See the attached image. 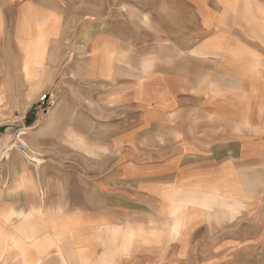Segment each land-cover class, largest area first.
<instances>
[{
  "label": "crops",
  "instance_id": "0c3cea01",
  "mask_svg": "<svg viewBox=\"0 0 264 264\" xmlns=\"http://www.w3.org/2000/svg\"><path fill=\"white\" fill-rule=\"evenodd\" d=\"M24 6L12 20L13 29L0 31V66L7 87L27 82L23 66H30L31 73L44 66L47 36L55 32L33 5ZM236 16L234 24L208 26L186 66L182 49L176 47L174 55L158 52L152 58L150 51L135 54L117 40L94 41L78 66L81 86L86 90L93 85L96 95L80 92L77 99L106 107L73 117L66 110L72 99L64 94L60 110L50 119L62 120L64 126L78 119L81 126L65 130L78 136V167L115 168L114 179L87 170L68 178L54 171L49 178L36 174L38 166L30 161L7 156L0 172V264L215 261L198 254L203 245L214 249L220 244L213 238L212 212L204 200L243 198L234 189L240 182L235 179L236 158L246 162L262 150L256 127L242 125L239 113L231 123L229 86L241 77L233 71L244 70L248 77L252 66H259L264 20L247 11ZM59 60L52 57L48 65L54 81ZM135 66L155 68L137 75ZM55 163L50 160V167ZM203 233L207 239H199Z\"/></svg>",
  "mask_w": 264,
  "mask_h": 264
},
{
  "label": "rangeland",
  "instance_id": "374dc122",
  "mask_svg": "<svg viewBox=\"0 0 264 264\" xmlns=\"http://www.w3.org/2000/svg\"><path fill=\"white\" fill-rule=\"evenodd\" d=\"M24 5H33L39 17L44 18L40 20H48L55 32L47 36L44 66H38L37 73H31L30 66H23V78L27 81L23 86L7 87L6 76L0 66V127L7 126L6 132L0 134V142L3 148H8L0 160V172L4 159L10 156L30 161L38 166L34 167L36 174L49 178L54 171L55 175L68 178L76 171L83 173L87 170L88 174L101 172L104 179H114L115 168L78 167V136L67 133L70 126H81L78 119H71L70 126H64L62 120L56 122L50 119L53 113L60 110L64 94L71 96L72 102L66 105V110L72 111L73 117H77L79 111L93 113L101 111L102 105L106 107L99 102L80 104L77 99L80 92L91 98L96 95L93 85L86 90L81 86V68L78 66L87 57L85 54L96 39H102L103 44L117 40L119 45L132 48L135 54L150 51L152 58H157L158 52L163 56L174 55L176 47L182 49L186 66L191 48L196 46L200 34L208 26L234 24L236 15L243 11L259 14L264 20V0H0V31L9 33L13 29L12 20ZM47 23L44 22V25ZM52 57L60 59L56 65L55 81L51 79L48 66ZM258 58L259 66H252L253 69L248 72L250 76L245 77L247 72L241 69L233 71L241 77L230 82V112L232 124L239 113L242 125L256 127L262 136V150L246 162L243 158L238 161L234 157L239 163L236 165L239 175L234 173L235 179L240 178V182L234 183V189L241 190L243 198L204 200V206L212 212L208 217L213 228L215 226L213 238L220 241L214 249L210 245L200 247L198 254L215 260L207 264H264V53L258 54ZM67 64L69 66H65ZM154 68L135 66L132 72L146 74ZM124 77L118 76L119 79ZM134 80L138 82L135 77ZM46 93L54 96L57 105L43 111L37 102ZM18 134L32 150L27 154L29 157L15 150ZM234 136L231 134V137ZM232 149L235 152L234 146ZM50 160L56 162V166L50 167ZM233 202L241 204L233 209L227 208ZM206 234H201L199 239H207ZM223 238L224 241H221Z\"/></svg>",
  "mask_w": 264,
  "mask_h": 264
},
{
  "label": "built area",
  "instance_id": "2783aa9c",
  "mask_svg": "<svg viewBox=\"0 0 264 264\" xmlns=\"http://www.w3.org/2000/svg\"><path fill=\"white\" fill-rule=\"evenodd\" d=\"M37 104L41 110L48 111L49 109L56 107L57 100L51 93H46L39 97ZM19 135L20 134H18V138ZM15 150L17 151V153L23 156H27V154L29 153V147L27 143L19 139L16 143Z\"/></svg>",
  "mask_w": 264,
  "mask_h": 264
},
{
  "label": "water",
  "instance_id": "95a60500",
  "mask_svg": "<svg viewBox=\"0 0 264 264\" xmlns=\"http://www.w3.org/2000/svg\"><path fill=\"white\" fill-rule=\"evenodd\" d=\"M6 130H7V126H1V127H0V134L5 133ZM2 149H3V147H2V144H1V142H0V153H1Z\"/></svg>",
  "mask_w": 264,
  "mask_h": 264
},
{
  "label": "bare ground",
  "instance_id": "6f19581e",
  "mask_svg": "<svg viewBox=\"0 0 264 264\" xmlns=\"http://www.w3.org/2000/svg\"><path fill=\"white\" fill-rule=\"evenodd\" d=\"M31 57V56H30ZM28 68V67H27ZM24 129V128H23ZM23 131H21L20 133H22ZM19 140H21L20 139V135H19V138H18ZM23 141V140H22ZM28 145V144H27ZM5 147H7V146H5ZM28 147H29V145H28ZM8 150V148H3L2 149V151H1V153H0V160L2 159V157H3V155H4V153L6 152ZM29 150H30V148H29Z\"/></svg>",
  "mask_w": 264,
  "mask_h": 264
}]
</instances>
